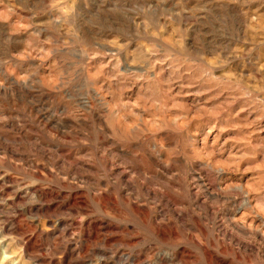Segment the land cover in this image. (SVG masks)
Masks as SVG:
<instances>
[{"label":"rangeland","instance_id":"rangeland-1","mask_svg":"<svg viewBox=\"0 0 264 264\" xmlns=\"http://www.w3.org/2000/svg\"><path fill=\"white\" fill-rule=\"evenodd\" d=\"M0 264H264V0H0Z\"/></svg>","mask_w":264,"mask_h":264},{"label":"bare ground","instance_id":"bare-ground-1","mask_svg":"<svg viewBox=\"0 0 264 264\" xmlns=\"http://www.w3.org/2000/svg\"><path fill=\"white\" fill-rule=\"evenodd\" d=\"M123 121H124V120H123ZM235 228H236L237 230L240 231V228H239V227L236 226ZM236 229H235V230H236ZM252 234H253V233H251V235H252ZM253 235H254V234H253Z\"/></svg>","mask_w":264,"mask_h":264}]
</instances>
